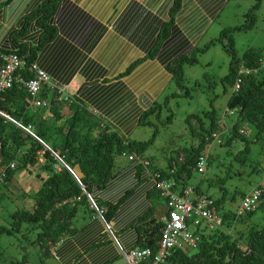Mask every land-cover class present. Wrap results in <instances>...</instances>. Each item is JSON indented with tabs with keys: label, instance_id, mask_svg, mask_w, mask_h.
<instances>
[{
	"label": "crops",
	"instance_id": "0c3cea01",
	"mask_svg": "<svg viewBox=\"0 0 264 264\" xmlns=\"http://www.w3.org/2000/svg\"><path fill=\"white\" fill-rule=\"evenodd\" d=\"M43 1L0 0V48H24L26 53L34 48L33 59L52 79L66 85V92L102 126L126 139L173 81L167 63L190 55L225 5L222 0H180L168 24L174 0H60L51 17L55 31L38 45L39 26L32 19L24 26V18ZM63 112L69 114L67 109ZM45 117L51 113L46 111ZM241 128L248 137V126ZM145 157L152 172L166 173L167 167ZM126 158H114L113 174L104 186L84 192L86 200H72L76 212L71 232L40 246L42 264H128L121 251L145 245L167 211L166 200L142 166ZM16 173L7 182L8 194L23 196L38 189L41 178L36 175L34 191L18 188L17 181L24 179L16 178ZM257 185L264 193V179ZM91 199L101 207V216Z\"/></svg>",
	"mask_w": 264,
	"mask_h": 264
},
{
	"label": "trees",
	"instance_id": "16d2710c",
	"mask_svg": "<svg viewBox=\"0 0 264 264\" xmlns=\"http://www.w3.org/2000/svg\"><path fill=\"white\" fill-rule=\"evenodd\" d=\"M59 1L44 0L31 15L24 18V26L30 19L39 26L38 45L50 38L55 31L51 24V17ZM226 2L227 0H222L221 3ZM258 4L259 0L249 8L247 13L249 21L246 24L223 29L217 38L210 41L211 43L214 40L222 41L223 36H228L229 40L227 44H223V48L229 55L230 61L228 73L224 79L231 87L238 76L240 66L259 68L260 55L248 48L241 56H237L231 36L233 29L253 24V9ZM179 7L180 0H174L168 24L173 22L174 13ZM166 30L163 28L161 36L167 34ZM21 32H24V28ZM207 46L206 44L202 48L196 47L192 55L183 54L167 63L166 68L172 74V80L178 88L183 87L182 65L186 62H196L193 53ZM33 49L29 53H26L24 48H12L7 51H15L24 56L27 61H35L33 59L35 50ZM134 64H131L129 69L134 67ZM40 96L47 97V91L44 90ZM29 98L30 95L26 89L17 84L4 90L0 95V110L23 127L30 125L31 131L38 138L36 139L23 128L0 116V167L7 166L6 176L0 188L7 189V182L16 172L25 170L31 173L38 166L35 174L41 178L38 189L32 193L23 194L24 199L29 200L28 203L32 206L30 209L15 210L12 218L15 219V230L20 229L22 222L36 229V237L32 242L40 247L48 246L56 242L61 235L71 232L69 226L76 212V204H72V200L77 197L86 200L85 193L90 194L92 187L101 188L106 184L113 174L114 154H121L124 151L132 152L150 162V159L142 153L152 142V138L143 141L129 140L120 136L116 130L109 129L108 125L102 126L100 121L75 96L58 100L57 94L54 93L48 105L31 108L28 107ZM154 105L141 115L139 124H147L144 116L152 112ZM226 107L233 110L237 117L231 125L228 136L224 137L225 139L223 138L220 144L231 143L233 138L244 140L245 144L241 150L242 158H244L249 152V138L239 132L241 126L251 125L255 130V140L264 135V70L258 69L256 73L242 76L239 89L232 90ZM66 109L69 114H64L63 110ZM46 111L51 113L48 119L44 115ZM217 120L218 116L213 108L204 110L201 114H188L185 117L186 126L194 136H197L198 144L195 147L181 150L175 159L169 158L166 173L158 172L161 178L173 182V188L186 186L185 180L195 168L197 157L205 147L206 138L218 129ZM43 143L49 146L50 150L54 151L69 169L61 165ZM40 156L44 159L43 164L39 163ZM180 156L183 159H179ZM10 162H14L13 168L8 167ZM172 167L174 171L171 173L169 170ZM38 170L45 171L46 176L42 177ZM194 188L197 193H204L197 186ZM214 203L217 209L219 201L214 200ZM94 204L101 210L95 200ZM221 215L222 229L202 233L195 250L184 248L171 251L165 264H264V226L257 228L255 225H250L239 236L240 231H235L234 224L243 215L236 217L234 212H222ZM160 226L161 223L149 235L144 246L156 250ZM3 231L4 228L0 226V236Z\"/></svg>",
	"mask_w": 264,
	"mask_h": 264
},
{
	"label": "rangeland",
	"instance_id": "374dc122",
	"mask_svg": "<svg viewBox=\"0 0 264 264\" xmlns=\"http://www.w3.org/2000/svg\"><path fill=\"white\" fill-rule=\"evenodd\" d=\"M256 2L257 0H227L221 13L206 29L198 48L206 44L208 46L193 53L196 62H186L182 65L183 87L178 88L172 81L155 103L152 112L144 116L147 124H138L129 136L130 140L147 141L152 138L142 155L152 156L156 163L166 168L169 158L175 159L181 150L195 147L198 138L186 126L185 117L188 114H201L202 111L213 108L218 118L223 117L230 130L237 116L233 110L226 107L232 87L224 79L228 73L230 57L223 44H227L229 39L228 36H223L222 41H210L217 38L223 29L246 24L249 21V8ZM253 15L252 25L231 31L237 56L251 48L264 57V0H259V4L253 9ZM247 126L251 132L248 136L249 152L244 158L241 150L245 141L240 138H233L228 144H205L202 151L208 149L205 171L193 168L185 180V185L197 186L200 191L218 200V213L235 212L242 194L248 193L258 183L263 182L264 135L255 140L254 128ZM228 134L229 131L223 138ZM120 156L121 154H114V158L119 159ZM16 178L25 180L17 181L18 188L34 191L37 177L33 173L18 171ZM11 185L16 189L14 183ZM6 186L7 189H1L0 192V226L4 228L0 236V264H42L40 247L32 242L36 237V229L22 222L20 229L15 230V219L12 218L15 210L30 209L27 205L29 200H25L23 196L8 194L9 184ZM159 202L162 203V200ZM260 203L251 214H244L234 224L235 231H240L239 236L250 225L257 228L264 226V194ZM201 229L204 234L209 232L204 226H201Z\"/></svg>",
	"mask_w": 264,
	"mask_h": 264
},
{
	"label": "built area",
	"instance_id": "2783aa9c",
	"mask_svg": "<svg viewBox=\"0 0 264 264\" xmlns=\"http://www.w3.org/2000/svg\"><path fill=\"white\" fill-rule=\"evenodd\" d=\"M258 69L264 70V58L259 59V68L240 66L232 90L239 89L242 76L256 73ZM14 84L24 87L30 95L29 108L48 105L49 99H51L54 93L57 94L58 100H65L71 97L66 92L67 86L52 79L35 61H27L24 56L19 55L15 51H7L0 48V95L4 90L12 87ZM44 90L47 91V97L42 98L40 94ZM0 116L23 128L38 139L31 131L30 125L23 127L1 110ZM217 125L218 129L206 138V144L210 145L212 142L220 144L223 141V136L229 131L223 117L218 118ZM239 132L243 135L246 134L244 128H240ZM52 152L56 154L54 151ZM121 155H125L130 161H135L142 166L152 178L154 187L166 200L167 205L166 213L160 218L161 226L156 250L147 246H141L131 248L127 251H121L128 264H165L171 251L184 248L195 250L197 248L200 236L204 233L201 226H204L208 230L222 229V215L217 212L214 199L207 193H197L194 187L188 185L179 187L178 189L173 188V182L171 180L163 179L158 172H152L150 170V162L148 159L140 158L135 153L126 151L122 152ZM207 157L208 149L207 151L201 152L197 157L195 163L197 170L201 172L205 171ZM179 159H183V157L180 156ZM65 166L69 169L67 165ZM6 167V165L0 167V184L4 182ZM8 167L13 168L14 162H10ZM56 167L59 168L58 166ZM169 171L172 173L174 167ZM262 194L263 188L260 185L255 186L248 193L244 194L234 212L236 217L257 209ZM91 203L101 216L102 210L96 207L92 199Z\"/></svg>",
	"mask_w": 264,
	"mask_h": 264
},
{
	"label": "water",
	"instance_id": "95a60500",
	"mask_svg": "<svg viewBox=\"0 0 264 264\" xmlns=\"http://www.w3.org/2000/svg\"><path fill=\"white\" fill-rule=\"evenodd\" d=\"M43 145L45 146L46 149H49L50 150V148L47 145H45L44 143H43ZM51 153L60 161L61 165H63L64 167H66L65 164L59 159V157L56 154H54L52 151H51Z\"/></svg>",
	"mask_w": 264,
	"mask_h": 264
},
{
	"label": "bare ground",
	"instance_id": "6f19581e",
	"mask_svg": "<svg viewBox=\"0 0 264 264\" xmlns=\"http://www.w3.org/2000/svg\"><path fill=\"white\" fill-rule=\"evenodd\" d=\"M68 92V91H67ZM230 114V113H229ZM232 114V113H231ZM246 131V130H245ZM139 247V246H138Z\"/></svg>",
	"mask_w": 264,
	"mask_h": 264
}]
</instances>
